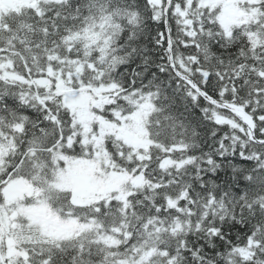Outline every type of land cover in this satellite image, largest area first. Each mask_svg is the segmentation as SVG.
I'll use <instances>...</instances> for the list:
<instances>
[{"label":"snow or ice","instance_id":"6c2138e0","mask_svg":"<svg viewBox=\"0 0 264 264\" xmlns=\"http://www.w3.org/2000/svg\"><path fill=\"white\" fill-rule=\"evenodd\" d=\"M0 264H264V0H0Z\"/></svg>","mask_w":264,"mask_h":264}]
</instances>
